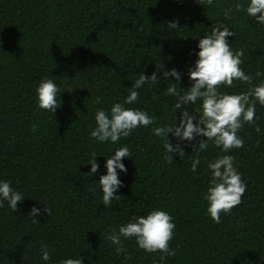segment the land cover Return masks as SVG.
Masks as SVG:
<instances>
[{"label":"trees","instance_id":"trees-1","mask_svg":"<svg viewBox=\"0 0 264 264\" xmlns=\"http://www.w3.org/2000/svg\"><path fill=\"white\" fill-rule=\"evenodd\" d=\"M236 3L248 0H213V6L200 0H0V181L24 198L16 212L7 201L0 207V264H61L69 258H82V264H264V106L257 103L255 124L238 132L244 146L229 153L211 142L196 151L204 137L189 142L169 134L184 155L170 153L168 163L164 141L153 133L178 124L184 110L195 114L201 101L175 110L177 97L166 90L175 83L183 95L191 87L188 70L198 40L218 23L234 33L226 39L234 53L243 50L240 67L253 77L252 85L264 81L255 75L264 74V25L243 11L226 19L224 11ZM172 21L177 29H168ZM159 63L161 71L175 69L181 79L166 80ZM153 72L160 82L143 85L138 100L124 106L145 111L156 123L116 143L90 138L96 111L110 113L140 73ZM46 77L60 89L61 107L53 114L36 104L35 89ZM235 83L218 90H248ZM124 146L131 155L121 161L127 172L117 169L121 198L107 207L99 178L107 172L106 159ZM93 153L99 167L88 175ZM222 155L234 157L246 191L217 224L205 214L203 194L211 178L208 163ZM194 158L200 161L195 172ZM33 207L40 210L37 223L29 216ZM154 209L173 218L170 249L176 255L146 253L134 239L124 240L125 252L118 255L106 236ZM42 247L50 253L47 262Z\"/></svg>","mask_w":264,"mask_h":264},{"label":"clouds","instance_id":"clouds-1","mask_svg":"<svg viewBox=\"0 0 264 264\" xmlns=\"http://www.w3.org/2000/svg\"><path fill=\"white\" fill-rule=\"evenodd\" d=\"M202 5L213 6V0H200ZM243 11L248 17L255 19L258 24L264 25V0H248L247 5L236 3L233 7L224 11L226 19L231 18L232 11ZM168 29H177L178 22L172 21L167 24ZM234 36L232 31L223 24H216L211 27L208 35L198 40L196 53L197 59L194 66L188 70V78L192 81L190 88L183 95L177 89V84H171L167 90V95L177 97L174 109H180L183 105L189 103L195 104L201 101L199 106L194 109V115H189L188 111L181 112V118L178 124L153 129L154 135L160 137L165 149V160L173 163L170 153L184 155L183 149L179 143L173 145L169 142V134L177 138L178 141H192L194 138L202 136L205 139L199 140L198 147L194 150L205 151L211 142L215 147L224 153H229L234 149H240L244 146L243 139L238 132L244 127V124L254 125L256 119V104L264 106V81L253 86L251 75L246 74L240 67L243 63L242 49L231 50L227 37ZM163 64H156L157 71L163 69ZM161 74L167 80L171 76L173 80L181 79L180 73L175 70H163ZM257 77L264 75L261 72L255 74ZM160 79L156 72L150 76L140 73L128 89V95L124 103H115L110 109V113L103 109H98L95 113L96 127L90 133V138L97 142L116 143L121 138L128 137L133 130L138 127H147L155 124L156 119L149 116L145 111L134 108H126L125 104H132L138 100V89L143 85H157ZM249 85L248 90L239 94H225L218 89L221 85L229 88L235 87L236 83ZM37 107L52 114L61 107V101L58 97L60 89L51 78H43L35 89ZM99 98L97 103H99ZM195 121V123H194ZM33 125L32 131H36ZM256 132H260L257 125ZM131 155L127 146L120 147L113 155L106 159L105 167L107 172L100 176L99 186L102 190V203L110 207L113 199H120L116 195L118 188L122 187V182L118 178L117 169L120 172H127V168L121 162L123 158ZM96 154L89 161L91 165L88 175L97 172L99 165L95 162ZM200 163L198 158L192 161L190 171L195 172ZM235 159L232 155H222L214 161L208 163V169L211 172V178L207 191L203 194V199L207 202L206 215L214 223L221 222V214H230L232 209L238 206L241 198L246 191V183L242 180L241 174L234 167ZM20 192L14 190L9 181H0V207L7 201L8 207L17 211L18 204L23 200ZM44 211L51 214V210L44 208ZM40 210L33 207L29 216L32 222L37 223L35 219ZM173 218L163 210H152L146 216L132 217L131 220L117 229H113L106 236L114 246L119 255L125 252L123 246L124 240L134 239L136 245L146 253H163L165 256H175L176 251L170 249V241L174 236L175 224ZM127 255L125 259H129ZM164 256H161L163 259ZM41 259L45 262L50 260V253L47 247L41 249ZM61 264H82V258L65 259Z\"/></svg>","mask_w":264,"mask_h":264}]
</instances>
